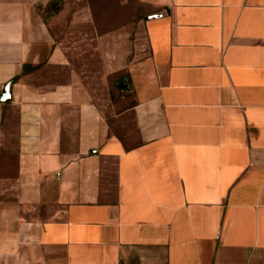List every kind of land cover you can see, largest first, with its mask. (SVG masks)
Returning <instances> with one entry per match:
<instances>
[{"label":"crops","instance_id":"obj_1","mask_svg":"<svg viewBox=\"0 0 264 264\" xmlns=\"http://www.w3.org/2000/svg\"><path fill=\"white\" fill-rule=\"evenodd\" d=\"M38 1L0 0V264H264V0H138L131 142L34 83L68 63Z\"/></svg>","mask_w":264,"mask_h":264},{"label":"rangeland","instance_id":"obj_2","mask_svg":"<svg viewBox=\"0 0 264 264\" xmlns=\"http://www.w3.org/2000/svg\"><path fill=\"white\" fill-rule=\"evenodd\" d=\"M36 6L43 18L56 17L54 23H48V30L68 63L43 68L38 72L42 77L34 83L48 81L57 86L74 78L109 116L112 131L125 142L134 140L133 118L126 111L134 95L131 68L149 54L146 19L141 20L145 9L138 0H39ZM122 84L126 89L120 87ZM11 114L14 130L15 110ZM15 142L12 133L10 144L15 146ZM12 163L14 174L15 152Z\"/></svg>","mask_w":264,"mask_h":264},{"label":"water","instance_id":"obj_3","mask_svg":"<svg viewBox=\"0 0 264 264\" xmlns=\"http://www.w3.org/2000/svg\"><path fill=\"white\" fill-rule=\"evenodd\" d=\"M157 17H160V16H149V17L146 18V21H149V20H151L153 18H157ZM120 87L122 89H126V85L125 84L120 85ZM1 102H3V103L10 102L8 88H6L5 91L3 92L2 97H1Z\"/></svg>","mask_w":264,"mask_h":264},{"label":"trees","instance_id":"obj_4","mask_svg":"<svg viewBox=\"0 0 264 264\" xmlns=\"http://www.w3.org/2000/svg\"><path fill=\"white\" fill-rule=\"evenodd\" d=\"M88 1H89V0H88ZM140 6H141V5H140ZM141 7H142V6H141ZM142 9H144V8L142 7ZM142 16H143V17H141V20H144V21H145V19H146L147 17H149L150 15H149V14H146L145 11L143 10V12H142ZM42 67H43V65H39V66L35 67L34 69H41ZM25 72H27V67L24 68V73H25ZM132 104H133V103H132ZM132 104L130 105V108H131ZM3 106H4V107L9 106V103H4ZM130 108H129V109H130Z\"/></svg>","mask_w":264,"mask_h":264}]
</instances>
